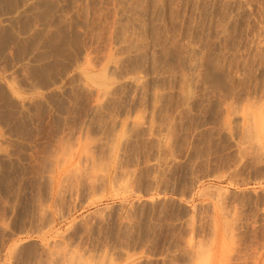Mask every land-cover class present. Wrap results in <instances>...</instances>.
Segmentation results:
<instances>
[{
    "label": "rangeland",
    "instance_id": "rangeland-1",
    "mask_svg": "<svg viewBox=\"0 0 264 264\" xmlns=\"http://www.w3.org/2000/svg\"><path fill=\"white\" fill-rule=\"evenodd\" d=\"M0 2V264H264V0Z\"/></svg>",
    "mask_w": 264,
    "mask_h": 264
},
{
    "label": "bare ground",
    "instance_id": "bare-ground-1",
    "mask_svg": "<svg viewBox=\"0 0 264 264\" xmlns=\"http://www.w3.org/2000/svg\"><path fill=\"white\" fill-rule=\"evenodd\" d=\"M75 2H76V1H75ZM0 3H1V2H0ZM72 3H73V2H72ZM147 3H148V2H147ZM73 4H75V3H73ZM145 4H146V3H145ZM218 4H219V3H218ZM64 5H65V4H64ZM83 5H84V4H83ZM139 5H140V4H139ZM225 5H226V4H225ZM5 7H7V6H5ZM13 7H14V6H13ZM33 8H34V6H33ZM67 8H68V7H67ZM178 8H179V7H178ZM89 9H90V8H89ZM95 9H96V8H95ZM64 10H65V9H64ZM105 10H106V9H105ZM133 10H134V9H133ZM243 10H244V9H243ZM33 11H34V10H33ZM65 11H66V10H65ZM103 11H104V10H103ZM221 11H222V10H221ZM11 12H12V11H11ZM96 12H97V11H96ZM86 13H87V12H86ZM10 14H11V13H10ZM65 14H66V13H65ZM11 15H12V14H11ZM33 15H34V14H33ZM76 16H77V15H76ZM148 17H149V16H148ZM75 18H76V17H75ZM83 18H84V17H83ZM117 18H118V17H117ZM230 18H231V17H230ZM99 19H100V18H99ZM218 19H219V18H218ZM153 20H154V19H153ZM226 20H227V19H226ZM14 21H15V20H14ZM62 21H63V20H62ZM162 21H163V20H162ZM175 21H176V20H175ZM215 21H216V20H215ZM113 22H114V21H113ZM64 23H65V22H64ZM86 23H87V22H86ZM86 23H85V24H86ZM143 23H144V22H143ZM63 25H64V24H63ZM251 25H252V24H251ZM32 26H33V25H32ZM261 26H262V25H261ZM222 28H224V27H222ZM83 29H84V28H83ZM258 30H260V29L258 28ZM27 31H28V30H27ZM157 31H158V30H157ZM49 32H50V31H49ZM207 32H208V31H207ZM85 33H86V32H85ZM186 34H187V33H186ZM22 37H23V36H22ZM55 37H56V36H55ZM128 37H129V36H128ZM24 38H25V37H24ZM87 38H88V37H87ZM28 39H29V37H28ZM32 39H33V38H32ZM50 39H51V38H50ZM122 39H123V38H122ZM0 40H1V39H0ZM6 41H7V39H6ZM35 41H36V40H35ZM95 41H96V39H95ZM99 41H100V40H99ZM122 42H123V41H122ZM204 42H205V41H204ZM32 43H33V42H32ZM60 44H61V43H60ZM242 45H243V44H242ZM260 46H262V44H261ZM129 47H130V46H129ZM136 47H137V46H136ZM246 47H248V46H246ZM250 47H251V46H250ZM257 47H258V46H257ZM34 48H35V47H34ZM60 48H61V47H60ZM197 48H198V47H197ZM200 48H201V47H200ZM251 50H252V49H251ZM8 51H9V50H8ZM10 51H11V50H10ZM234 51H235V50H234ZM243 51H244V50H243ZM202 52H204V51H202ZM240 52H242V51H240ZM62 53H64V52H62ZM67 53H68V52H67ZM108 53H109V52H108ZM200 53H201V52H200ZM242 53H243V52H242ZM65 54H66V53H65ZM84 54H85V53H84ZM97 54H98V53H97ZM129 54H130V53H129ZM136 54H137V53H136ZM37 55H38V54H37ZM67 55H68V54H67ZM74 55H75V54H74ZM4 56H5V55H4ZM79 56H80V54H79ZM81 56H82V54H81ZM81 56H80V57H81ZM87 57H88V56H87ZM22 58H23V57H22ZM39 58H40V57H39ZM128 58H129V57H128ZM184 59H185V58H184ZM43 60H44V59H43ZM77 60H78V59H77ZM138 60H139V59H138ZM182 60H183V59H182ZM203 60H204V59H203ZM12 62H13V61H12ZM20 62H21V61H20ZM77 62H78V61H77ZM81 62H82V61H81ZM81 62H80V63H81ZM199 62H200V61H199ZM239 62H240V61H239ZM92 63H93V62H92ZM104 63H105V62H104ZM88 64H89V63H88ZM88 64H87V67H88ZM123 64H124V63H123ZM134 64H135V63H134ZM186 64H187V63H186ZM217 64H219V63H217ZM78 65H79V64H78ZM91 65H92V64H91ZM102 65H103V64H102ZM220 65H221V64H220ZM75 66H76V65H75ZM84 66H85V65H84ZM188 66H189V65H188ZM193 66H194V65H193ZM196 66H197V65H196ZM100 67H101V66H100ZM135 67H136V66H135ZM16 68H17V67H16ZM72 68H73V67H72ZM83 68H84V67H83ZM140 68H141V67H140ZM182 68H184V67H182ZM200 68H201V67H200ZM79 69H80V68H79ZM101 69H102V68H101ZM106 69H107V68H106ZM110 69H111V68H110ZM175 69H176V68H175ZM201 69H202V68H201ZM207 69H209V68H207ZM81 70H82V69H81ZM127 70H128V69H127ZM187 70H188V69H187ZM82 71H83V70H82ZM101 71H102V70H101ZM133 71H134V70H133ZM238 71H239V70H238ZM62 72H63V71H62ZM103 72H104V70H103ZM134 72H135V71H134ZM187 72H188V71H187ZM109 73H110V72H109ZM111 73H112V72H111ZM129 73H130V72H129ZM185 73H186V72H185ZM195 73H196V72H195ZM234 73H235V72H234ZM102 74L104 75V73H102ZM102 74H101V75H102ZM130 74H131V73H130ZM196 74H197V73H196ZM207 74H208V73H207ZM103 75H102L101 78H103ZM172 75H173V74H172ZM83 76H84V75H83ZM95 76H96V75H95ZM105 76H106V75H105ZM129 76H130V75H129ZM182 76H183V75H182ZM182 76H181V77H182ZM199 76H201V75H199ZM85 77H87V76H85ZM98 77L100 78V76H98ZM123 77H124V76H123ZM10 78H11V77H10ZM101 78H100V79H101ZM145 78H146V77H145ZM210 78H211V77H210ZM235 78H236V77H235ZM253 78H254V77H253ZM110 79H111V78H110ZM118 79H119V78H118ZM157 79H158V78H157ZM237 79H238V78H237ZM237 79H236V80H237ZM24 80H25V79H24ZM214 80H215V79H214ZM234 80H235V79H234ZM261 80H262V79H261ZM33 81H34V80H33ZM44 81H45V80H44ZM115 81H116V80H115ZM185 81H186V80H185ZM75 82H76V81H75ZM230 83H231V82H230ZM139 84H140V83H139ZM194 84H195V83H194ZM69 85H70V84H69ZM123 85H124V83H123ZM161 85H162V84H161ZM187 85H188V84H187ZM196 85H197V84H196ZM118 86H119V85H118ZM216 86H217V85H216ZM229 86H230V85H229ZM205 87H206V86H205ZM211 87H212V86H211ZM239 87H240V86H239ZM84 89H85V88H84ZM149 89H150V88H149ZM196 89H197V88H196ZM222 89H223V88H222ZM36 90H37V89H36ZM80 90H81V88H80ZM106 90H107V89H106ZM218 90H219V89H218ZM85 91H86V90H85ZM238 91H239V90H238ZM105 92H106V91H105ZM108 92H109V91H108ZM151 92H152V91H151ZM158 92H159V91H158ZM209 92H210V91H209ZM228 92H229V91H228ZM32 93H33V92H32ZM72 93H74V92H72ZM88 93H89V92H88ZM156 93H157V92H156ZM187 93H188V92H187ZM196 94H197V93H196ZM126 95H127V94H126ZM100 96H101V95H100ZM100 96H99V97H100ZM107 96H108V95H107ZM191 96H192V95H191ZM207 96H208V95H207ZM223 97H224V96H223ZM119 98H120V97H119ZM241 98H242V97H241ZM245 98H246V97H245ZM245 98H244V99H245ZM254 98H257V97H254ZM254 98H253V99H254ZM154 99H155V98H154ZM244 99H243V100H244ZM248 99H249V98H248ZM258 99H260V98H258ZM217 100H218V99H217ZM224 100H225V99H224ZM229 100H230V99H229ZM229 100H228V101H229ZM226 101H227V100H226ZM246 101H247V100H246ZM246 101H245V102H246ZM250 101H251V100H250ZM101 102H102V101H101ZM247 102H248V101H247ZM7 103H8V102H7ZM257 103H258V102H257ZM261 103H262V102H261ZM127 104H128V103H127ZM10 105H11V104H10ZM248 105H249V104H248ZM250 105H251V104H250ZM250 105H249V107H250ZM262 105H264V104H262ZM262 105H261V107H264V106H262ZM94 106H95V105H94ZM223 106H224V105H223ZM227 106H228V105H227ZM252 106H254V105H252ZM255 106H256V105H255ZM258 106H259V105H258ZM258 106H257V107H258ZM52 107H53V106H52ZM125 107H126V106H125ZM142 107H143V106H142ZM224 107H225V106H224ZM261 107H260V108H261ZM12 108H13V107H12ZM18 108H19V107H18ZM129 108H130V107H129ZM213 108H214V107H213ZM240 108H242V107H240ZM250 108H251V107H250ZM250 108H249V109H250ZM252 108H253V107H252ZM252 108H251V109H252ZM260 108H259V109H260ZM135 109H136V108H135ZM220 109H221V108H220ZM246 109H247V108H246ZM251 109H250V110H251ZM255 109H256V107H255ZM261 109H262V108H261ZM10 110H11V109H10ZM34 110H35V109H34ZM250 110H249V111H250ZM252 110H253V109H252ZM256 110H257V109H256ZM256 110H255V112H256ZM215 111H216V110H215ZM220 111H221V110H220ZM241 111H242V110H241ZM246 111H248V110H246ZM257 111H259V110H257ZM113 112H114V111H113ZM221 112H222V111H221ZM252 112H253V111H252ZM52 113H53V112H52ZM189 113H190V112H189ZM246 113H247V112H246ZM248 113H249V112H248ZM250 113H251V112H250ZM34 114H35V113H34ZM112 114H113V113H112ZM178 114H179V113H178ZM224 114H225V113H224ZM224 114H223V115H224ZM253 114H254V112H253ZM3 115H4V114H3ZM5 115H6V114H5ZM202 115H203V114H202ZM219 115H220V114H219ZM225 115H226V114H225ZM240 115H241V114H240ZM9 116H10V115H9ZM229 116H230V115H229ZM247 116H249V115H247ZM256 116H257V115H256ZM40 117H41V116H40ZM109 117H110V116H109ZM127 117H128V116H127ZM208 117H209V116H208ZM254 117H255V116H254ZM123 118H125V117H123ZM232 118H233V117H232ZM257 118H258V116L256 117V119H257ZM32 119H33V118H32ZM135 119H136V118H135ZM139 119H140V117H139ZM221 119H222V118H221ZM235 119H236V118H235ZM70 120H71V119H70ZM136 120H137V119H136ZM192 120H193V119H192ZM247 120H248V119H247ZM257 120H258V119H257ZM130 121H131V120H130ZM132 121H133V120H132ZM140 121H141V120H140ZM260 121H261V120H260ZM52 122H53V121H52ZM198 122H199V121H198ZM214 122H215V121H214ZM232 122H233V121H232ZM235 122H236V121H235ZM251 122H253V120H251ZM255 123H256V121H254V124H255ZM5 124H6V123H5ZM54 124H55V123H54ZM149 124H150V123H149ZM251 124H253V123H251ZM254 124H253V125H254ZM191 125H192V124H191ZM248 125H249V124H248ZM261 125H262V124H261ZM110 126H111V125H110ZM118 126H119V125H118ZM135 126H136V124H135ZM237 126H238V125H237ZM123 127H124V126H123ZM204 127H205V126H204ZM223 127H224V126H223ZM246 127H247V124H246ZM248 127H249V126H248ZM248 127H247V128H248ZM254 127H255V129H256V124H255ZM254 127H251V126H250L249 128H254ZM261 127H264V126H261ZM132 128H133V127H132ZM139 128H140V127H139ZM22 129H23V128H22ZM146 129H148V128L146 127ZM230 130H231V129H230ZM239 130H240V129H239ZM250 130H251V129H250ZM259 130H262V129L259 127ZM20 131H21V130H20ZM129 131H130V130H129ZM131 131H132V130H131ZM153 131H154V130H153ZM213 131H214V130H213ZM224 131H225V130H224ZM224 131H223V132H224ZM255 131H256V130H255ZM255 131L253 130V133H254ZM262 131H264V130H262ZM124 132H125V131H124ZM132 132H133V131H132ZM221 132H222V131H221ZM244 132H245V131H244ZM247 132H249V131H247ZM247 132H245L244 134H246ZM251 132H252V131H251ZM116 133H117V132H116ZM130 133H131V132H130ZM170 133H171V132H170ZM242 133H243V132H242ZM121 134L123 135V132H122ZM230 134H231V136H232V133H230ZM234 134H236V133H234ZM248 134H249V133H248ZM254 134H255V133H254ZM122 135H121V136H122ZM156 135H157V134H156ZM160 135H161V134H160ZM217 135H218V134H217ZM221 135H222V134H221ZM250 135H251V134H250ZM262 135H264V134H262ZM113 136H114V135H113ZM113 136H112V137H113ZM124 136H125V135H124ZM137 136H138V135H137ZM251 136H252V135H251ZM244 137H245V136H244ZM246 137H247V136H246ZM261 137H262V136H261ZM132 138H133V137H132ZM147 138H148V137H147ZM253 138H254V137H253ZM253 138H252V139H253ZM111 139H112V138H111ZM122 139H123V138H122ZM135 139H136V138H135ZM148 139H149V138H148ZM216 139H217V138H216ZM252 139H251V141H253ZM255 139H256V138H255ZM255 139H254V140H255ZM21 140H22V139H21ZM86 140H87V139H86ZM101 140H102V139H101ZM126 140H127V139H126ZM168 140H169V139H168ZM211 140H212V139H211ZM231 140H232V139H231ZM247 140H248V139H247ZM256 140H257V139H256ZM55 141H56V140H55ZM72 141H73V140H72ZM82 141H83V140H82ZM82 141H81V142H82ZM89 141H90V140H89ZM166 141H167V140H166ZM245 141H246V140H245ZM60 142H61V141H60ZM122 142H123V141H122ZM145 142H146V141H145ZM243 142H244V141H243ZM254 142H255V141H254ZM56 143H57V142H56ZM58 143H59V142H58ZM105 143H106V142H105ZM245 143H246V142H245ZM52 144H53V143H52ZM73 144H74V143H73ZM112 144H114V143H112ZM120 144H121V143H120ZM217 144H218V143H217ZM252 144H253V143H252ZM12 145H13V144H12ZM56 145H58V144H56ZM59 145H60V144H59ZM242 146H243V145H242ZM75 147H77V146H75ZM113 147H114V146H113ZM164 147H165V146H164ZM216 147H217V146H216ZM66 148H67V147H66ZM66 148H65V149H66ZM85 148H86V147H85ZM101 148H102V147H101ZM149 148H150V147H149ZM166 148H167V147H166ZM250 148H251V147H250ZM59 149H60V148H59ZM251 149H252V148H251ZM251 149H250V150H251ZM5 150H6V149H5ZM72 150H74V149H72ZM72 150H71V152H73ZM85 150H87V149H85ZM142 150H143V149H142ZM211 150H212V149H211ZM252 150H253V149H252ZM252 150H251V151H252ZM2 151H3V150H2ZM122 151H123V150H122ZM162 151H163V150H162ZM172 151H173V150H172ZM235 151H236V150H235ZM245 151H246V149H245ZM245 151H244V152H245ZM106 152H107V150H106ZM167 152H168V151H167ZM167 152H166V153H167ZM209 152H210V151H209ZM219 152H220V151H219ZM253 152H255V151H253ZM67 153H68V152H67ZM257 153H258V152H257ZM65 154H66V153H65ZM68 154H69V153H68ZM68 154H67V155H68ZM99 154H100V153H99ZM110 154H111V152H110ZM138 154H139V153H138ZM149 154H150V153H149ZM159 154H160V153H159ZM209 154H210V153H209ZM234 154H235V153H234ZM50 155H51V154H50ZM71 155H72V154H71ZM119 155H120V154H119ZM135 155H136V154H135ZM144 155H145V154H144ZM241 155H242V154H241ZM247 155H248V154H247ZM254 155H255V154H254ZM47 156H48V154H47ZM52 156H53V155H52ZM56 156H57V155H56ZM62 156H63V155H62ZM64 156H65V155H64ZM214 156H215V155H214ZM245 156H246V154H245ZM245 156H244V157H245ZM257 156H258V155H257ZM259 156H260V155H259ZM43 157H44V156H43ZM45 157H46V156H45ZM66 157H67V156H66ZM128 157H129V156H128ZM162 157H163V156H162ZM219 157H220V156H219ZM47 158H48V157H47ZM57 158H58V157H57ZM167 158H168V157H167ZM52 159H53V158H52ZM85 159H86V158H85ZM224 159H225V158H224ZM55 160H56V159H55ZM61 160H62V159H61ZM63 160H64V159H63ZM56 161H57V160H56ZM92 161H93V160H92ZM117 161H118V160H117ZM154 161H155V160H154ZM17 162H18V161H17ZM47 162H48V161H47ZM58 162H59V160H58ZM78 162H79V161H78ZM162 162H163V161H162ZM206 162H207V161H206ZM44 163H45V162H44ZM52 163H53V162H52ZM62 163H63V161H62ZM91 163H92V162H91ZM122 163H123V162H122ZM181 163H182V162H181ZM38 164H39V163H38ZM50 164H51V163H50ZM100 164H101V162H100ZM102 164H103V163H102ZM117 164H118V163H117ZM143 164H144V163H143ZM143 164H142V165H143ZM1 165H2V164H1ZM76 165H77V164H76ZM93 165L95 166V164H93ZM93 165H92V166H93ZM162 165H163V164H162ZM74 166H75V165H74ZM80 166H81V165H80ZM85 166H86V165H85ZM85 166H84V167H85ZM102 166H103V165H102ZM104 166H105V165H104ZM171 166H172V165H171ZM82 167H83V166H82ZM97 167H98V166H97ZM16 168H17V167H16ZM42 168H43V167H42ZM47 168H48V167H47ZM56 168L59 169L58 167H56ZM78 168H79V167H78ZM116 168H117V167H116ZM199 168H200V167H199ZM6 169H7V168H6ZM75 169H76V168H75ZM81 169H82V168H81ZM94 169H95V168H94ZM205 169H206V168H205ZM44 170H45V169H44ZM44 170L42 169V171H44ZM49 170H50V169H49ZM49 170H48V171H49ZM105 170H106V169H105ZM122 170H123V169H122ZM128 170H129V169H128ZM131 170H132V169H131ZM160 170H161V169H160ZM56 171H57V170H56ZM79 171H80V170H79ZM79 171H78V172H79ZM103 171H104V170H103ZM228 171H229V170H228ZM59 172H62V171L59 170ZM69 172H70V171H69ZM69 172H68V173H69ZM76 172H77V170H76ZM128 172H129V171H128ZM135 172H136V171H135ZM213 172H214V171H213ZM226 172H227V171H226ZM8 173H9V172H8ZM44 173H45V172H44ZM49 173H50V172H49ZM70 173H71V172H70ZM73 173H75V172H73ZM83 173H84V171H83ZM99 173H102V172H99ZM119 173H120V172H119ZM131 173H132V172H131ZM163 173H164V172H163ZM59 174H60V173H59ZM71 174H72V173H71ZM87 174H88V173H87ZM96 174H97V173H96ZM139 174H140V173H139ZM164 174H165V173H164ZM164 174H163V175H164ZM4 175H5V174H4ZM52 175H53V174H52ZM74 175H75V174H74ZM74 175H73V177H74ZM81 175H82V174H81ZM88 175H89V174H88ZM64 176H65V175H63V179H64ZM66 176H67V175H66ZM66 176H65V177H66ZM82 176H83V175H82ZM85 176H86V175H85ZM90 176H91V175H90ZM98 176H99V175H98ZM50 177H51V176H50ZM61 177H62V176H61ZM91 177H92V176H91ZM94 177H95V176H94ZM94 177H93V178H94ZM144 177H145V176H144ZM9 178H10V177H9ZM12 178H13V177H12ZM48 178H49V177H47V179H48ZM75 178H76V177H75ZM84 178H85V177H84ZM93 178H92V179H93ZM150 178H151V177H150ZM40 179H41V178H40ZM40 179H39V180H40ZM52 179H53V180H51V178H50V180H48V181H52L53 184H57V183H58L57 180H59V179H57V180L54 179V178H52ZM61 179H62V178H61ZM113 179H114V176H113ZM127 179H128V178H127ZM130 179H131V178H130ZM72 180H73V178H72ZM76 180H79V179H76ZM80 180H81V179H80ZM88 180H89V177H88ZM128 180H129V179H128ZM153 180H154V179H153ZM195 180H196V179H195ZM48 181H47V182H48ZM85 181H86V179H85ZM114 181L116 182V180H114ZM118 181H119V180H118ZM118 181H117V182H118ZM166 181H167V180H166ZM200 181H201V180H200ZM31 182H32V181H31ZM45 182H46V181H45ZM47 182H46V183H47ZM65 182H66V181H65ZM74 182H75V181H74ZM81 182H82V181H81ZM83 182H84V181H83ZM91 182H92V181H91ZM124 182H125V181H124ZM242 182H244V181H242ZM50 183H51V182H50ZM59 183H60V182H59ZM61 183H62V181H61ZM61 183H60V184H61ZM63 183H64V181H63ZM71 183H72V182H71ZM76 183H77V182H76ZM112 183H114V182H112ZM118 183H119V182H118ZM17 184H18V183H17ZM96 184H97V183H96ZM116 184H117V183H116ZM39 185H40V184H39ZM61 185H62V184H61ZM61 185H58V186H61ZM89 185H91V184H89ZM117 185H118V184H117ZM120 185H121V184H120ZM129 185H131V184H129ZM46 186H47V185H46ZM48 186H49V185H48ZM48 186H47V188H48ZM50 186H52V185H50ZM50 186H49V187H50ZM76 186H77V185H76ZM79 186H80V185H79ZM99 186H100V185H99ZM101 186H102V185H101ZM122 186H123V185H122ZM65 187H66V186H65ZM113 187H114V186H113ZM115 187H117V186H115ZM115 187H114V188H115ZM157 187H158V186H157ZM58 188H59V187H58ZM60 188H61V187H60ZM60 188H59V189H60ZM118 188H119V185H118ZM128 188H129V187H128ZM141 188H142V187H141ZM38 189H39V188H38ZM51 189H52V187H51ZM59 189H58V190H59ZM73 189H74V187H73ZM126 189H127V188H126ZM49 190H50V189H49ZM61 190H62V189H61ZM70 190H71V188H70ZM88 190H89V188H88ZM117 190H118V189H117ZM120 190H121V189H120ZM165 190H166V189H165ZM188 190H189V189H188ZM20 191H22V190H20ZM44 191H45V190H44ZM64 191H65V190H64ZM101 191H102V190H101ZM130 191H131V190H130ZM157 191H158V190H157ZM6 192H8V191H6ZM33 192H34V191H33ZM46 192H47V191H46ZM49 192H50V191H49ZM58 192H59V191H58ZM78 192H79V191H78ZM93 192H94V191H93ZM102 192H103V191H102ZM102 192H100V193H102ZM94 193H95V192H94ZM199 193H200V192H199ZM201 193H202V192H201ZM11 194H12V193H11ZM50 194H52V193H50ZM57 194H58V193H57ZM62 194H63V193H62ZM73 194H74V193H73ZM215 194H216V193H215ZM252 194H253V193H252ZM44 195H45V194H44ZM58 195H59V194H58ZM70 195H72V194H70ZM86 195H87V194H86ZM226 195H227V194H226ZM230 195H231V194H230ZM72 196H73V195H72ZM77 196H78V195H77ZM198 196H199V194H198ZM203 196H204V195H203ZM240 196H241V195H240ZM249 196H251V195H249ZM23 197H24V196H23ZM38 197H39V196H38ZM75 197H76V196H75ZM70 198H71V197H70ZM87 198H88V197H87ZM202 198H203V197H202ZM211 198H212V197H211ZM215 198H216V197H215ZM7 199H8V198H7ZM11 199H12V198H11ZM48 199H49V198H48ZM57 199H58V198H57ZM83 199H84V198H83ZM85 199H86V198H85ZM40 200H41V199H40ZM44 200H45V199H44ZM72 200H73V199H72ZM38 201H39V200H38ZM46 201H47V200H46ZM60 201H61V200H60ZM70 201H71V200H70ZM215 201H216V200H215ZM238 201H239V200H238ZM31 202H32V201H31ZM36 202H37V201H36ZM40 202H41V201H40ZM56 202H57V201H56ZM58 202H59V201H58ZM61 202H62V201H61ZM217 202H218V201H217ZM242 203H243V202H242ZM38 204H39V203H38ZM218 204H219V203H218ZM240 204H241V203H240ZM202 205H203V204H202ZM43 207H44V206H43ZM45 207H46V206H45ZM129 207H130V206H129ZM201 207H202V206H201ZM219 207H220V206H219ZM41 208H42V207H41ZM220 208H221V207H220ZM43 209H44V208H43ZM181 209H182V208H181ZM227 209H228V208H227ZM98 210H99V209H98ZM179 210H180V209H179ZM221 210H222V208H221ZM9 211H10V210H9ZM16 211H17V210H16ZM36 211H37V210H36ZM43 211H44V210H43ZM101 211H102V210H101ZM94 212H95V211H94ZM37 213H39V212H37ZM92 213H93V212H92ZM105 213H106V212H105ZM224 213H225V212H224ZM222 214H223V213H222ZM32 215H33V214H32ZM94 215H95V214H94ZM103 215H104V214H103ZM114 215H115V214H114ZM193 216H194V215H193ZM62 218H63V217H62ZM41 219H42V218H41ZM60 219H61V218H60ZM85 219H86V218H84V220H85ZM90 219H91V218H90ZM94 219H95V218H94ZM189 219H190V218H189ZM225 219H226V218H225ZM12 220H13V219H12ZM29 221H30V220H29ZM94 221H95V220H94ZM99 221H100V220H99ZM106 221H107V220H106ZM175 221H176V220H175ZM26 222H27V221H26ZM126 222H127V221H126ZM148 223H149V222H148ZM38 224H39V223H38ZM101 224H102V223H101ZM189 224H190V223H189ZM40 225H41V224H40ZM150 225H151V224H150ZM45 226H46V225H45ZM47 226H48V225H47ZM128 226H129V225H128ZM50 227H51V226H50ZM189 227H190V226H189ZM41 228H42V227H41ZM44 228H45V227H44ZM72 228H73V227H72ZM195 228H196V227H195ZM45 229H46V228H45ZM65 229H66V228H65ZM40 230H41V229H40ZM42 230H43V229H42ZM177 230H178V229H177ZM84 231H85V230H84ZM86 232H87V231H86ZM207 232H208V231H207ZM40 233H41V232H40ZM18 234H19V233H18ZM58 234H59V233H58ZM59 235H60V234H59ZM162 235H163V234H162ZM57 236H58V235H57ZM66 236H67V235H66ZM196 236H197V235H196ZM107 237H108V236H107ZM122 237H123V236H122ZM143 237H144V236H143ZM61 238H62V237H61ZM86 238H87V237H86ZM97 238H98V237H97ZM115 238H116V237H115ZM103 239H104V238H103ZM175 239H176V238H175ZM48 240H50V239H48ZM89 240H90V239H89ZM205 240H206V239H205ZM104 241H105V240H104ZM111 241H112V240H111ZM182 241H183V239H182ZM182 241H181V242H182ZM185 242H186V241H185ZM46 243H47V242H46ZM55 243H57V242H55ZM65 243H66V242H65ZM74 243H75V242H74ZM47 244H48V243H47ZM57 244H58V243H57ZM204 244H205V243H204ZM55 245H56V244H55ZM59 245H60V244H59ZM149 245H150V244H149ZM184 245H185V243H184ZM14 246H15V245H14ZM49 246H50V245H49ZM119 246H120V245H119ZM141 246H142V245H141ZM195 246H197V245H195ZM205 246H206V245H205ZM63 247H64V246H63ZM63 247H62V248H63ZM147 247H148V246H147ZM172 247H173V246H172ZM202 247H203V246H202ZM202 247H201V250H203ZM207 247H208V246H207ZM108 248H109V247H108ZM195 248H196V247H195ZM142 249H143V248H142ZM142 249H141V250H142ZM116 250H117V249H116ZM193 250H195V249H193ZM9 251H11V250H9ZM9 251H8V252H9ZM49 251H50V250H49ZM60 251H62V250H60ZM184 251H185V250H184ZM205 251H206V250H205ZM205 251H204V252H205ZM35 252H36V251H35ZM46 252H47V251H46ZM53 252H54V251H53ZM115 252H116V251H115ZM148 252H149V251H148ZM186 252H187V251H186ZM198 252H199V250H198ZM11 253H12V252H11ZM57 253H58V252H57ZM59 253H60V252H59ZM61 253H62V252H61ZM70 253H71V252H70ZM97 253H98V252H97ZM99 253H100V252H99ZM103 253H104V252H103ZM124 253H125V252H124ZM20 254H21V253H20ZM41 254H42V253H41ZM53 254H54V253H53ZM72 254H73V253H72ZM75 254H76V253H75ZM79 254H80V253H79ZM183 254H184V253H183ZM199 254H200V253H199ZM202 254H203V253H201V255H202ZM31 255H32V254H31ZM51 255H52V254H51ZM81 255H82V253H81ZM111 255H112V254H111ZM201 255H200V256H201ZM26 256H27V255H26ZM37 256H38V255H37ZM54 256L56 257V255H54ZM57 256H58V255H57ZM97 256H98V255H97ZM198 256H199V255L197 254L196 258H197ZM13 257H14V256H13ZM38 257H39V256H38ZM120 257H121V256H120ZM186 257H187V256H186ZM64 258H65V257H64ZM81 258H83V257H81ZM52 259H53V258H52ZM71 259H72V258H71ZM95 259H96V258H95ZM99 259L102 260L101 257H100ZM189 259H190V258H189ZM66 260H67V259H66ZM31 261H32V260H31ZM31 261H30V262H31ZM46 261H47V260H46ZM70 261H71V260H70ZM70 261H69V262H70ZM72 261H73V260H72ZM94 261H95V260H94ZM98 261H99V260H98ZM76 262H77V261H76ZM78 262H79V261H78ZM80 262H82V261L80 260ZM100 262H101V261H100ZM183 262H184V261H183ZM50 263H51V262H50ZM73 263H74V262H73ZM92 263H93V262H92ZM92 263H91V264H92ZM111 263H112V262H111ZM184 263H185V262H184ZM186 263H187V262H186ZM35 264H36V263H35ZM45 264H46V263H45ZM47 264H48V263H47ZM51 264H52V263H51ZM57 264H58V263H57ZM62 264H63V263H62ZM71 264H72V263H71ZM75 264H77V263H75ZM83 264H84V263H83Z\"/></svg>",
    "mask_w": 264,
    "mask_h": 264
}]
</instances>
